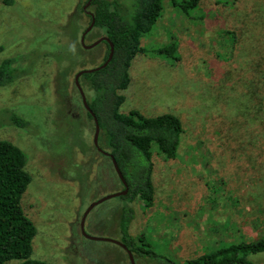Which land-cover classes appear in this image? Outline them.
Masks as SVG:
<instances>
[{"label":"rangeland","instance_id":"obj_1","mask_svg":"<svg viewBox=\"0 0 264 264\" xmlns=\"http://www.w3.org/2000/svg\"><path fill=\"white\" fill-rule=\"evenodd\" d=\"M86 3L0 0V66L8 62L10 79L0 87V141L26 156L31 182L21 207L36 229L31 259L129 264L119 246L80 231L91 203L123 191L108 159L95 152L94 126L74 85V75L103 60V45L85 50L80 43L90 21L86 13L93 11L83 10ZM196 13L203 19L189 20L164 3L121 93L123 114L180 119L177 156L167 160L152 148L153 205L131 202L135 216L128 228L132 238L178 264L264 237V113L247 92L245 68L247 56L264 53V0H202ZM225 30L236 32L235 46ZM100 38L91 30L84 43ZM166 45L175 46L176 60L156 53ZM120 197L89 212L87 235L121 242ZM251 258L264 264V254Z\"/></svg>","mask_w":264,"mask_h":264},{"label":"trees","instance_id":"obj_2","mask_svg":"<svg viewBox=\"0 0 264 264\" xmlns=\"http://www.w3.org/2000/svg\"><path fill=\"white\" fill-rule=\"evenodd\" d=\"M201 1L134 0L130 8L117 0H92L90 4L94 19L92 30L107 38L113 45L114 52L105 68L82 75L79 83L99 125L98 145L114 158L127 183L128 192L120 197L123 203L117 206L116 225L121 242L133 254L135 261L141 259L153 264H178L154 253L142 239L132 238L128 228L135 216L129 207L131 202L139 199L147 209L153 205L152 148L155 147L167 160L175 159L182 125L180 119L171 114L147 118L136 111L121 113L120 108L125 100L121 93L130 84L132 61L136 55L145 52L141 47V39L155 27L164 3H168L189 20L200 21L203 18L196 12L199 11ZM89 19L91 21L90 17ZM224 33L231 45L235 46L236 32L225 30ZM100 44L104 46L103 64L109 55L110 46L106 41ZM175 50L174 45H166L156 53L176 60ZM246 60L245 68L248 69L249 76L247 92L250 91L257 104L261 105L260 112L264 113V53L247 56ZM7 63L0 66V87L10 81ZM83 110L86 118L93 124L90 114L84 108ZM95 152L108 159L112 174L123 190L110 157L97 150ZM26 161V156L19 147L8 141H0V264H12L14 261L17 264H44L31 259L36 229L21 207V199L31 182ZM261 254H264V237L256 241L229 244L182 264H255L251 257Z\"/></svg>","mask_w":264,"mask_h":264},{"label":"water","instance_id":"obj_3","mask_svg":"<svg viewBox=\"0 0 264 264\" xmlns=\"http://www.w3.org/2000/svg\"><path fill=\"white\" fill-rule=\"evenodd\" d=\"M91 1L92 0H88L85 7L83 8V10H85L87 7L90 6L91 4ZM90 18H91V21H90V24L88 25V27L86 28V30L82 33L81 37H80V43H81V46L83 49L85 50H89V49H92L94 48L95 46L99 45L101 42L103 41H106L109 43V46H110V52H109V55L106 59V61L98 66V67H95V68H91V69H87V70H81L79 71L76 75H74V85L79 93V96H80V99H81V104L83 106V108L90 114V116L92 117L93 119V124H94V132H93V137H92V143H93V146L96 148V150L100 153H103L105 156H108L110 157L111 159V164H112V167H113V170L115 172V174L117 175V177L119 178V180L121 181L122 185H123V191L121 192H117L115 194H111V195H108L104 198H101L93 203H91L88 208L85 210L82 218H81V221H80V231H81V234L86 238V239H89V240H96V241H107V242H110L112 244H115L117 246H119L127 255V258H128V261H129V264H136L135 262V259H134V256L133 254L127 249V247L121 243V242H118V241H114V240H110V239H102V238H95V237H92V236H89L85 233L84 231V223H85V219L87 217V215L89 214V212L97 205L109 200V199H112V198H115V197H120V196H125L128 192V187H127V183L125 182L120 170H119V167L116 163V161L114 160V158L112 156H110L108 153L102 151L98 145V135H99V125H98V122H97V119L96 117L94 116V114L92 113V111L90 110L88 104H87V100H86V96L82 90V87L80 86V83H79V78L84 75V74H89V73H93L95 71H98L100 69H103L105 68L108 63L111 61L112 57H113V52H114V48H113V45L110 43V41L105 38V37H102L100 39H98L94 44L90 45V46H87L85 45L84 43V40H85V37L86 35L92 30L93 26H94V19H93V15L92 13L90 12H87L86 13Z\"/></svg>","mask_w":264,"mask_h":264},{"label":"flooded vegetation","instance_id":"obj_4","mask_svg":"<svg viewBox=\"0 0 264 264\" xmlns=\"http://www.w3.org/2000/svg\"><path fill=\"white\" fill-rule=\"evenodd\" d=\"M88 16V15H87Z\"/></svg>","mask_w":264,"mask_h":264}]
</instances>
